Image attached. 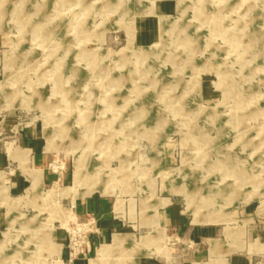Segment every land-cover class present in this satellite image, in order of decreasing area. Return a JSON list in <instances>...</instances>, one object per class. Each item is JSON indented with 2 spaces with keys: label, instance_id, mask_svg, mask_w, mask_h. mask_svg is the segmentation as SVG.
Here are the masks:
<instances>
[{
  "label": "rangeland",
  "instance_id": "obj_1",
  "mask_svg": "<svg viewBox=\"0 0 264 264\" xmlns=\"http://www.w3.org/2000/svg\"><path fill=\"white\" fill-rule=\"evenodd\" d=\"M0 264H264V0H0Z\"/></svg>",
  "mask_w": 264,
  "mask_h": 264
},
{
  "label": "crops",
  "instance_id": "obj_2",
  "mask_svg": "<svg viewBox=\"0 0 264 264\" xmlns=\"http://www.w3.org/2000/svg\"><path fill=\"white\" fill-rule=\"evenodd\" d=\"M35 162L45 164V158L37 153L35 155ZM38 174L41 177V173L38 172ZM114 207L115 204L112 205L109 199L101 197L90 198L78 205L77 211L79 213L92 212L99 217L101 232L94 236V246L110 244L113 236L118 234L116 231L121 229L122 221L113 215V212H115ZM109 240L111 242L107 243Z\"/></svg>",
  "mask_w": 264,
  "mask_h": 264
},
{
  "label": "bare ground",
  "instance_id": "obj_3",
  "mask_svg": "<svg viewBox=\"0 0 264 264\" xmlns=\"http://www.w3.org/2000/svg\"><path fill=\"white\" fill-rule=\"evenodd\" d=\"M101 171L102 170H99L98 172H96L97 177L95 179L86 181L87 171H86L85 164L80 158L76 159V164H75V169H74V174H73V185L67 189L68 193L69 192L74 193L75 198H82V199H84L85 197H87L88 195L96 191L102 194H107V193L113 194V191L108 188L109 184H105V186H100L101 185L100 183L102 182V180L99 178ZM63 221L65 222L66 220H63ZM124 241L125 240L122 236L118 234L114 235L113 240L110 244H103L101 246L100 259H103L109 256L111 252H113L112 250L116 249L117 246H120Z\"/></svg>",
  "mask_w": 264,
  "mask_h": 264
},
{
  "label": "built area",
  "instance_id": "obj_4",
  "mask_svg": "<svg viewBox=\"0 0 264 264\" xmlns=\"http://www.w3.org/2000/svg\"><path fill=\"white\" fill-rule=\"evenodd\" d=\"M68 229H70V234L78 237L83 250L90 252L95 243L94 236L101 232L100 220L95 213H80L74 221L73 228Z\"/></svg>",
  "mask_w": 264,
  "mask_h": 264
}]
</instances>
